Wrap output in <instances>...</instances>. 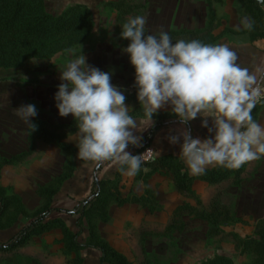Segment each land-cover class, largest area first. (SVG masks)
Wrapping results in <instances>:
<instances>
[{
    "label": "rangeland",
    "instance_id": "obj_1",
    "mask_svg": "<svg viewBox=\"0 0 264 264\" xmlns=\"http://www.w3.org/2000/svg\"><path fill=\"white\" fill-rule=\"evenodd\" d=\"M45 2L56 16L81 5L88 18L76 42L19 67H0V196L9 202L0 219V242H8L40 211H55L26 242L0 250V264H211L219 256L231 264H264V157L213 181L190 175L180 153L166 150L172 145L168 136L154 132L157 124L169 126L178 119L166 106L154 114L151 126L135 132L141 146L129 145L127 151L142 153L144 163L128 177L117 166L78 159L76 121L71 114L61 117L54 99L61 71L75 58L65 50L73 48L88 65L111 73L130 115L139 121L143 109L135 69L123 51L130 41L120 37L128 18L146 17L145 34L163 30L173 42L195 39L230 47L243 33H264V0ZM6 21L0 16V44ZM15 23L7 39L10 29H19ZM28 104L37 109L33 131L16 115ZM255 121L264 126V100ZM146 136L148 145L143 144ZM97 246L107 251L104 263Z\"/></svg>",
    "mask_w": 264,
    "mask_h": 264
},
{
    "label": "clouds",
    "instance_id": "obj_2",
    "mask_svg": "<svg viewBox=\"0 0 264 264\" xmlns=\"http://www.w3.org/2000/svg\"><path fill=\"white\" fill-rule=\"evenodd\" d=\"M146 22L144 16L130 17L120 33L130 41L123 51L135 69L134 86L143 109L139 121L130 115L126 96L112 84L111 73L88 65L82 52L75 56V49L65 50L75 58L61 71L62 82L54 99L59 115L71 114L76 121L78 159L97 167L107 163L117 166L122 175L135 176L144 156L127 149L129 145L141 146L142 137L135 132L151 126L154 114L166 106L182 125L201 117V127L210 134L204 139L193 138L191 130L185 129L168 137L171 144L182 138L179 156L190 175H203L210 166L238 170L264 157V126L252 117L256 104L264 100V87L258 84L256 74L264 78V68L253 73L241 67L236 52L227 44L195 39L173 42L163 30L145 34ZM16 115L35 130L31 122L37 116L34 104L22 105Z\"/></svg>",
    "mask_w": 264,
    "mask_h": 264
},
{
    "label": "trees",
    "instance_id": "obj_3",
    "mask_svg": "<svg viewBox=\"0 0 264 264\" xmlns=\"http://www.w3.org/2000/svg\"><path fill=\"white\" fill-rule=\"evenodd\" d=\"M85 14H88L87 10L81 5L73 6L62 15L56 16L48 9L45 0H0V16L7 20L1 29L8 32V28L15 22L19 25V29H10L12 32H10L9 39L5 36L7 32L2 35L0 67H19L30 58L46 56L53 51L61 50L65 45L76 42L81 37L83 30L81 22L84 18H88V16L85 17ZM258 105L252 110L254 120ZM161 126L162 124H157L154 129ZM150 139V136L144 137L143 144L148 145ZM171 160L178 162L176 158L171 157ZM229 170L223 167H214L211 170L207 169L205 174L200 176L207 181H213ZM180 177V183L185 184L188 180L186 174H180ZM183 186L181 185V187ZM97 187H100V183L97 184ZM100 195V192L95 193L96 199L100 198ZM8 204L7 199L0 196V219L5 214ZM52 211L55 209L42 210L37 213L35 220L21 228L8 242H0V250L6 251L15 248L26 242L31 235L40 232L42 228L46 227L45 220ZM97 247L104 252L102 257V263H104L107 251L102 246ZM117 260L122 262L124 258L117 257ZM211 264H231V262L227 257L219 256Z\"/></svg>",
    "mask_w": 264,
    "mask_h": 264
},
{
    "label": "crops",
    "instance_id": "obj_4",
    "mask_svg": "<svg viewBox=\"0 0 264 264\" xmlns=\"http://www.w3.org/2000/svg\"><path fill=\"white\" fill-rule=\"evenodd\" d=\"M264 10V5H262ZM250 21L247 20L246 24H249ZM248 33V32H247ZM260 35L257 37H249L246 33L245 38L243 37L242 40L238 41L237 43H233L230 48L236 52L238 56L237 63L241 67H246L249 69L250 72L256 73L257 68H264V33L259 32ZM257 74V82L262 87L264 85V78L261 77L260 73ZM263 101V100H261ZM260 101V102H261ZM259 102V103H260ZM257 103V104H259ZM256 104V105H257ZM209 119V127H211V118ZM185 129L191 130V135L193 138L199 137L201 139L207 138L210 136L208 130L206 128L201 127V117H197L195 120L190 121L187 125H182L179 122V119H176L172 124L169 126H161L155 129V133L157 136H172L178 135ZM182 138L180 143L168 145L166 144V150H171L174 153H180V144L182 143ZM169 151V152H171Z\"/></svg>",
    "mask_w": 264,
    "mask_h": 264
},
{
    "label": "built area",
    "instance_id": "obj_5",
    "mask_svg": "<svg viewBox=\"0 0 264 264\" xmlns=\"http://www.w3.org/2000/svg\"><path fill=\"white\" fill-rule=\"evenodd\" d=\"M262 87H264V85Z\"/></svg>",
    "mask_w": 264,
    "mask_h": 264
}]
</instances>
